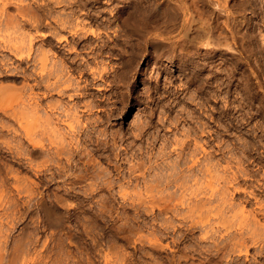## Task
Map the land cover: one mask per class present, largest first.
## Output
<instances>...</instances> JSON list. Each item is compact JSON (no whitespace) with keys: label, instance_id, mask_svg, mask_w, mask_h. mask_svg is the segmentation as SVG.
Returning a JSON list of instances; mask_svg holds the SVG:
<instances>
[{"label":"rangeland","instance_id":"rangeland-1","mask_svg":"<svg viewBox=\"0 0 264 264\" xmlns=\"http://www.w3.org/2000/svg\"><path fill=\"white\" fill-rule=\"evenodd\" d=\"M48 1L0 0V19L12 22L9 29H0V55L11 56L10 67L25 69V62L15 59L14 53L2 44L19 37V32L38 35L48 31L45 24L36 30L29 23L20 22L19 6L26 7L30 14H46L48 8L53 13L74 12V16H78L89 30L82 35L83 42L76 49L80 55L75 60L79 63L89 56V61H92L90 66H96L98 62V66L104 64L109 77L91 83L87 81L86 100L95 107L86 113V117L88 121L99 119V122L97 129L90 134L89 138L93 136V140L83 146V154L78 155L74 163L67 161L70 153L60 155L58 152L62 148L60 135L69 138L66 122L59 121L57 114L52 117V110L45 105L35 115L32 114L27 103L30 99L28 89L20 90L18 100L12 97L6 103L14 104L17 114L23 116L24 128H31L36 138L45 137L41 156L34 162L37 167L29 166L32 148L24 137L26 129L20 126L17 117L13 121V115L7 116L0 110V264H264V225L260 226L261 222L264 223V216L258 211L256 222L259 227L257 225L256 228L252 220L251 223L248 220V225L241 224L242 212H239L241 208L246 213L255 207L256 210L259 206L264 208V89L258 86L256 75L252 72L259 65L260 70L257 67V71L264 72V0H70L74 6L68 0H62L57 3L59 5L53 4V0L50 1L52 4ZM43 3L52 8H47L48 5L39 7ZM194 19L196 21L192 22ZM78 28L82 29V26ZM188 28H191V33L199 32L202 37L197 36L196 43L187 44L186 54L178 48L174 51L169 42L180 39L181 31ZM202 28L204 31L205 28L211 30L208 31L211 34L207 35ZM93 29H97V35H91ZM218 29L221 33L216 31ZM65 31L62 33L69 35ZM222 33L226 36H221L224 35ZM203 35L216 36L215 42L220 39L216 40L217 35L223 37L218 45L225 42L228 45L223 48L225 43L218 50L214 41L213 45L205 44L208 37ZM162 37L165 38L164 48L155 54L149 41ZM168 37L174 38L171 41ZM238 39L243 40L245 46H239L241 41ZM41 41V38L33 40L36 49L41 48ZM202 43L205 45L202 46ZM247 44L250 47L253 45L252 49ZM86 45H90L91 49L100 45L98 49L101 52L96 50L95 55L94 50ZM53 46L54 51L57 50L54 56L68 57V50L61 48L59 52V43L55 38ZM213 49H217V53ZM237 51L239 54L235 56L233 53ZM248 59H252L251 65ZM10 74L20 75L16 71ZM77 75L74 77H79ZM87 79L91 76L85 75L80 81L84 84ZM24 81L22 76H0V86L22 88ZM42 90L44 92L40 86L34 89V94L39 93L37 97H41L42 104L50 100H58L63 105L71 104L67 96L62 98L55 92L44 98ZM19 106L25 111L28 109V112L17 109ZM79 111L83 114L82 109L79 108ZM49 112L51 127L45 120ZM202 148L206 152L202 153ZM194 153L203 164L208 155L214 156V160L220 163L219 170L212 169L211 173L220 178L214 180V183L217 182L215 186L218 189L227 188V192L230 190L227 194L230 193V202L232 197L231 204L235 206H229L227 202L225 213L204 215V225L209 222L222 228V231L214 235L210 232L205 237L200 224L193 228L190 219L179 215L186 212L187 204L178 206L177 211H172L176 213H172L161 211L148 202V187L154 190L156 185L164 191L162 182L170 172L165 164L179 161L180 155H183L181 160L190 159V154L193 156ZM235 172L238 173L237 182L228 183L227 178ZM209 173L201 171L195 172L196 177L187 176L189 185L199 186L205 182L200 190H195L196 193L201 192L202 197L204 192L211 190L206 186V179L211 180ZM236 187L240 188H237L239 192L233 189ZM165 191L163 194H168V191L176 196L180 194L177 188ZM41 199L59 216L58 223L53 224L48 219L38 201ZM235 210L238 211L233 215ZM206 216L208 218L205 219ZM217 219L229 221L228 224L226 222L227 226L230 225L228 230L222 222L215 223ZM253 227L254 239L246 233L248 251L240 252L233 247V239Z\"/></svg>","mask_w":264,"mask_h":264},{"label":"bare ground","instance_id":"bare-ground-1","mask_svg":"<svg viewBox=\"0 0 264 264\" xmlns=\"http://www.w3.org/2000/svg\"><path fill=\"white\" fill-rule=\"evenodd\" d=\"M50 1H52V0H50ZM50 1H48V3L50 2ZM55 3H53V4H56V5H59V4H57V3H61V1L62 0H53ZM52 1V2H53ZM77 1V0H76ZM211 1V0H210ZM37 2V1H36ZM52 2H50L51 4H52ZM64 2H65V0H64ZM63 2V3H64ZM80 2H82V1H80ZM88 2V1H87ZM192 2H193V0H192ZM68 3L69 4H73V2L72 1H70V0H68ZM68 3H67V5H68ZM76 3V2H75ZM176 3V2H175ZM179 3V2H178ZM177 3V4H178ZM43 4H45V3H43ZM40 5L39 4V7L40 6H46V5H48L47 6V8L48 7H51V6H49V4H45V5ZM83 5V4H82ZM157 5V4H156ZM4 6V5H3ZM69 6V5H68ZM73 6H74V4H73ZM78 6V5H77ZM198 6V5H197ZM24 7V6H23ZM23 7H18V13H19V16L22 18H19V19H21L20 20V22L22 21H24L25 23H29L30 24V26L33 28V29H39V27L41 26V24L42 25H44L47 29L46 30H48L47 32L46 31H42V32H40L38 35H32V34H30V33H26V32H19V37H15V38H12V39H8V40H6V42L5 43H3L2 44V47H4L5 49H8L10 52H12V53H14V58L15 59H18L19 61H22V62H25V64H26V68L25 69H21V70H17L16 68H12V67H10V64H11V62H10V59H11V56H9V55H0V76L2 75L3 77H14V78H17V77H19V76H22V78L23 79H25V81H24V85H22L21 87L22 88H19V87H15V86H3V85H1L0 86V110L1 111H3V112H1V113H4V114H6L7 116L9 115H13L14 117H15V119L13 120V121H15L16 120V117H17V121L19 122V124H20V126L21 127H23L24 128V123H25V120L24 119H22V117L20 116V114L18 115L17 114V112H16V108L12 105V104H10L9 103V105H7V103H6V101L7 100H9V99H11L12 97H14V98H20V95H21V92H22V89L24 88H26V89H28L29 90V92H30V99H28V106H29V111H31V113L32 114H36L38 111H40L39 109H40V107L43 105H45L47 108H49V109H51L52 111V117H53V115L54 114H57V116H58V119H60L59 121H63V122H66V126H67V128H68V132H67V134H68V137L69 138H67V135H60V137H59V140H60V142H59V144L60 145H62V148H60L59 150H58V152H59V154L61 155V154H65L66 152L69 154H71L69 157H68V160L67 161H70V160H72L73 161V163L74 162H76L78 159H77V156L79 155L80 156V154L83 152V146L85 147V145L87 144V142H89V140H93L92 139V137L91 138H89L90 137V134H91V132H93L94 131V129H97V127H98V125H97V123L99 122L98 120H94V121H88V119L89 118H87L86 117V113L89 111L90 112V110H92V108L93 107H95V105H93L92 104V102L91 101H88V100H86V98H87V88H88V86H87V84L88 83H91V82H93L94 80H98V79H103V78H107V77H109V75H107L108 74V72H106L107 71V67L105 68V66H103L104 64H100V65H102L101 67H100V65L98 66L97 64L99 63H96L95 65L96 66H90V64H89V56H87V58L86 59H84L83 60V58L81 59V61L78 63L77 61V59L75 60V58L78 56V55H80V53L79 52H77L76 51V49H77V47H79L80 45H81V43L83 42L82 40H81V38H82V35H84V34H87V32H89V30L88 29H86L85 27H87V26H85L84 25V23H83V25H82V23H81V20L79 21V17L78 16H74V12L73 13H67L66 12V14L65 13H53V11H51V9L50 8H48V9H46L47 10V13L46 14H38V13H36L35 14V12H34V14H30L29 13V11H27L26 10V7H25V9L23 8ZM57 7V6H56ZM67 7V6H66ZM155 7V6H154ZM175 7H176V5H175ZM174 7V8H175ZM22 8H23V10H22ZM45 8V7H44ZM52 8V7H51ZM54 8V7H53ZM63 8V7H62ZM83 8H85V7H83ZM173 8V7H172ZM197 8V7H196ZM152 9V8H151ZM160 9V8H159ZM158 9V10H159ZM24 10H26L27 12H24ZM196 10V9H195ZM199 10V9H198ZM197 11V10H196ZM42 12V11H41ZM140 13V12H139ZM77 15V14H76ZM145 15V14H144ZM147 15H149V14H147ZM193 15V14H192ZM199 16V15H198ZM138 17H141V16H138ZM143 17L144 16H142V20L144 21L145 19H143ZM229 17V16H228ZM0 18H1V14H0ZM85 18V17H84ZM136 18H137V16H136ZM147 18V17H146ZM194 18V17H193ZM149 19V18H148ZM162 19V18H161ZM235 19V18H234ZM187 20V19H186ZM186 20H184L185 22H186ZM200 21V19H197V21ZM207 20V19H206ZM147 20H145L144 22H146ZM192 21V20H191ZM194 21H196L195 19L192 21V22H194ZM198 21V22H199ZM201 21H203V20H201ZM226 21H228V20H226ZM225 21V22H226ZM135 22V21H134ZM139 22H140V20H139ZM11 21H9V20H7V21H4V20H1L0 19V29L3 27V28H7V29H9L10 28V26H11ZM95 23V22H94ZM130 23V22H129ZM203 23H205L204 21H203ZM126 24V23H125ZM133 24V23H132ZM147 24V23H146ZM200 23H198V25H199ZM210 24V23H209ZM98 25V24H97ZM129 25V24H128ZM141 25V24H140ZM139 25V26H140ZM185 23H184V29H185ZM197 25V26H198ZM201 25H204V24H200V26ZM79 26H82V29H79L78 27ZM134 26V25H133ZM136 26H138V25H135V27ZM200 26H198V28H200V31H201V27ZM206 26V25H205ZM221 26V25H220ZM144 27V26H143ZM189 27V26H188ZM192 27V26H191ZM196 27V26H195ZM90 28V27H89ZM97 28H98V26H97ZM140 28V27H139ZM138 28V29H139ZM170 28V27H169ZM197 28V29H198ZM203 28H204V26H203ZM203 28H202V30H203ZM206 28L208 29V27L206 26ZM205 28V30L206 31H204L203 30V32H207V35H210V34H208V31L210 32L211 30H208L207 31V29ZM222 28H224V25H223V27ZM226 28V27H225ZM85 29V30H84ZM145 29V28H144ZM183 29V28H182ZM189 29V28H188ZM188 29H186L187 31H181V33L180 34H182L181 35V37H180V39H178L179 37H177V39L178 40H176L175 39V41L174 42H169V43H171L172 45H170L173 49H174V51H176L175 49H179L178 51H180L181 53H182V51L183 52H185L184 50H185V47H187V44H191V43H193V42H195V40H196V38H198L197 36H199L200 37V35H202V34H200V35H198L199 34V32H198V34H196V33H191L190 32V29L188 30ZM209 29H210V27H209ZM214 29V28H213ZM232 29V28H231ZM236 29V28H235ZM66 30V31H65ZM84 30V31H83ZM91 30V29H90ZM96 30L97 29H95V31H94V29H93V31H90L91 32V35H97L98 33L96 32ZM134 30H136L137 31V29H134ZM139 30H141V29H139ZM194 30H195V28H194ZM221 30V29H220ZM219 29L218 30H216V31H220ZM224 30V29H223ZM228 30V29H227ZM230 30V29H229ZM237 30H240V28L239 29H237ZM236 30V31H237ZM62 31H65V32H67L69 35H67L66 33H62ZM147 31V30H146ZM149 31V30H148ZM158 31V30H157ZM197 31H199V30H197ZM231 31H233V30H231ZM235 31V30H234ZM236 31H235V33H236ZM137 32H140V31H137ZM142 32V31H141ZM144 32V31H143ZM150 32V31H149ZM193 32V31H192ZM195 32V31H194ZM226 31H224V33H225ZM230 32V31H229ZM247 32H249V31H247ZM251 32V31H250ZM145 33V32H144ZM160 33V32H159ZM163 33V32H162ZM200 33H202V32H200ZM220 33H221V31H220ZM220 33H218V34H220ZM224 33H222V34H224ZM234 33V32H233ZM240 34H241V31L239 32ZM238 33V34H239ZM243 33V32H242ZM244 33H246V32H244ZM139 34V33H138ZM150 34H153V33H150ZM215 34V33H214ZM217 34V33H216ZM215 34V35H216ZM226 34V33H225ZM221 35V36H226V35ZM237 34V33H236ZM207 35H205V36H207ZM115 36V35H114ZM144 36V35H143ZM145 36H146V34H145ZM159 36V35H158ZM160 36H162V35H160ZM204 36V35H203ZM204 36V37H205ZM262 36V35H261ZM202 37V36H201ZM200 37V38H201ZM208 37V36H207ZM207 37H205V38H207ZM212 36H209L207 39H206V41H208V43L206 42L205 44H209V45H213L212 44V42L215 40L214 38L216 37V36H214V38H211ZM222 39L220 36H218L217 35V38H216V40L217 39ZM35 38H41L42 39V44H41V48L39 47V48H37L36 49V47H35V45L33 44V40L35 39ZM53 38H55L57 41H58V43H59V52H61V48H63V49H66V50H68V53H69V55H68V57H65V56H54V54H55V52L57 51H54V46H53ZM146 38V37H145ZM155 38H159V37H155ZM163 38V39H162ZM162 38H160V40H158V39H152V40H150L149 42V44L151 45V50H152V52L153 53H158L159 51H161V49H163L164 48V45H165V41H163L165 38L164 37H162ZM169 38V37H168ZM174 38V37H173ZM173 38H169L170 40L171 39H173ZM235 38V37H234ZM219 39V40H220ZM226 39V38H225ZM258 39V38H257ZM86 40V39H85ZM84 40V41H85ZM89 40V39H88ZM169 40V41H170ZM201 40V39H200ZM219 40H217V42H219ZM223 40V39H222ZM221 40V41H222ZM236 40V39H235ZM239 41H241V43H239L240 45L239 46H241V44L242 43H244V42H242L243 40H240V39H238ZM166 41H168V39H167V37H166ZM172 41V40H171ZM197 41H199V39L197 40ZM226 41V40H225ZM227 41H228V39H227ZM238 41V42H239ZM255 41V40H254ZM86 42V41H85ZM199 42H201V41H199ZM215 42V41H214ZM213 42V43H214ZM217 42H215V46L216 45H218V43ZM223 42V41H222ZM230 42V41H229ZM237 42V41H236ZM168 43V42H167ZM196 43V42H195ZM217 43V44H216ZM221 43V42H220ZM225 43H227L226 45H225ZM224 44H222V45H225V47H223V48H226V46L228 45V42H225ZM84 44V43H83ZM82 44V45H83ZM103 44V43H102ZM200 44V43H199ZM204 43H202V46L203 45H205ZM105 45V44H104ZM103 45V46H104ZM192 45V44H191ZM194 45V44H193ZM208 45V46H209ZM222 45H218L217 46V49H218V47L220 46H222ZM232 45V44H231ZM237 45H238V43H237ZM242 45H244L245 46V44H242ZM248 45V44H247ZM246 45V46H247ZM261 45V44H260ZM87 46V45H86ZM100 46V45H99ZM99 46H98V48H99ZM189 46V45H188ZM201 46V47H202ZM214 46V48H216ZM229 46H230V44H229ZM228 46V47H229ZM253 46V45H252ZM251 46V47H252ZM255 46V45H254ZM87 47H90V49H91V46L90 45H88ZM199 47V46H198ZM205 47V46H204ZM232 47H235L234 45L232 46ZM247 47H250L249 45L247 46ZM250 47V48H251ZM256 47V46H255ZM257 47H258V45H257ZM83 48H85L84 47V45H83ZM82 48V49H83ZM95 48V47H94ZM91 49V50H94V53H95V51L96 50H99L98 48H95V49ZM170 48V47H169ZM188 48V47H187ZM212 48H213V46H212ZM240 48V47H239ZM262 48H263V46H262ZM55 49H58V48H55ZM80 49V48H79ZM82 49H80V50H82ZM213 49L212 51L213 52H215V53H217V51L220 49ZM228 49V48H227ZM229 49H231V48H229ZM232 49H235V48H232ZM245 49V48H244ZM249 49V48H248ZM252 49V48H251ZM264 49V48H263ZM85 50V49H84ZM83 50V51H84ZM91 50H90V52H91ZM225 50V49H224ZM237 50H238V48H237ZM242 50V49H241ZM257 50V49H256ZM100 52H101V50H99ZM226 51V50H225ZM229 51V50H228ZM231 51V50H230ZM234 52H235V50H233ZM239 51H240V49H239ZM246 50H244L243 52H245ZM249 52H250V50H248ZM263 51V50H262ZM65 52V51H64ZM85 52V51H84ZM247 52V51H246ZM246 52H245V54H246ZM249 52H248V55H249ZM253 52V51H252ZM256 52V51H255ZM53 53V54H52ZM94 53L92 54V53H89V55H94ZM99 53V52H98ZM227 53V52H226ZM238 53V51L236 52V53H233L234 55L235 54H237ZM62 54V53H61ZM85 54H88V53H85ZM173 54H175V53H173ZM183 54V53H182ZM185 54H186V52H185ZM219 54V53H218ZM220 54H223V53H220ZM231 54V53H230ZM232 54V55H233ZM239 54V53H238ZM244 54V55H245ZM254 54V53H253ZM252 54V56H255L256 55V53H255V55H253ZM63 55V54H62ZM91 55V56H92ZM95 55H96V53H95ZM94 55V56H95ZM180 55V54H179ZM225 55H228V54H225ZM248 55H245V56H248ZM251 55V54H250ZM85 57H86V55H84ZM183 56V55H182ZM221 56V55H220ZM231 56V55H230ZM236 56V55H235ZM84 57V58H85ZM93 57V56H92ZM184 57H185V55H184ZM228 57V56H227ZM226 57V58H227ZM232 57V56H231ZM230 57V58H231ZM238 57V56H237ZM96 58V57H95ZM181 58V57H180ZM229 58V59H230ZM233 58V57H232ZM239 58H240V56H239ZM239 58H237V59H239ZM244 58V57H243ZM252 58V57H251ZM90 59H92V58H90ZM94 59V58H93ZM92 59V60H93ZM228 59V58H227ZM236 59V60H237ZM249 59H250V57H249ZM248 59V60H249ZM255 59V58H254ZM257 59V58H256ZM80 60V59H79ZM223 60V59H222ZM225 60V59H224ZM252 60V59H251ZM251 60H249L248 62L250 63V65H251ZM259 60H260V58H259ZM258 60V61H259ZM234 61H235V59H234ZM245 61H246V59H245ZM257 61V60H256ZM92 62V61H91ZM90 62V63H91ZM235 62H237V61H235ZM239 62V61H238ZM243 62V61H242ZM262 62V61H261ZM260 62V63H261ZM86 63V64H85ZM241 63V62H240ZM235 64V63H234ZM233 64V65H234ZM256 64H258V63H256ZM235 66H236V64H235ZM238 66V65H237ZM255 66V65H254ZM253 66V67H254ZM260 66V65H259ZM259 66H256V68L258 67L259 68ZM111 67V66H110ZM246 67V66H245ZM252 67V66H251ZM252 67V68H253ZM261 67H262V65H261ZM249 68V67H248ZM256 68H253L252 69V72L254 73V75H256L255 77H256V83L258 84V86L261 88V89H264V72L262 73H260V71H257V69ZM263 68H264V66H263ZM263 68H261V69H263ZM106 70V71H105ZM244 70V69H243ZM245 70H247V67H246V69ZM259 70H260V68H259ZM14 71H16V73L17 74H20V75H12V74H10V72H14ZM242 72V71H241ZM4 73H6V74H4ZM243 73V72H242ZM245 73V72H244ZM247 73H250V72H248V70H247ZM247 73H245V74H247ZM75 74H78L77 76H79V77H77V78H75L74 77V75ZM85 75H88V77L89 76H91V79H87V80H85L84 81V84H83V82H81L80 81V78H82L83 76H85ZM253 75V76H254ZM248 76V75H247ZM250 76H251V74H250ZM246 78V77H245ZM249 78V77H248ZM251 78V77H250ZM253 78V77H252ZM85 79V78H84ZM118 79V78H117ZM121 80V79H120ZM83 81V80H82ZM87 81H88V83H87ZM253 81V80H252ZM252 81L250 80V82L252 83ZM255 81V80H254ZM255 83V82H254ZM255 83V84H256ZM247 84V83H246ZM253 84V83H252ZM248 85V84H247ZM38 86V88H39V86L40 87H43L44 88V92H43V90H42V92H43V97L45 98V97H47L48 95L47 94H49V93H51V92H55L56 94H58L60 97H62L63 98V96H67V98H69V100H70V102H71V104H67V105H63L60 101H58V100H50L49 102L47 101V103L46 104H42L41 103V97L40 98H38L37 97V94H39V93H37V94H34V89H35V87H37ZM251 86V85H250ZM99 87V86H98ZM101 87V86H100ZM247 87H249V86H247ZM257 87V86H256ZM251 88V87H250ZM254 88V87H253ZM249 89V88H248ZM261 89H259V90H261ZM20 90H21V92H20ZM255 90H256V88H255ZM252 91V90H251ZM262 91H264V90H262ZM259 92V91H258ZM261 92V91H260ZM36 93V92H35ZM52 94V93H51ZM264 94V93H263ZM3 95H5V97H3ZM35 95V96H34ZM42 95V94H41ZM47 95V96H46ZM259 95H261V93L259 94ZM255 96V95H254ZM263 95H261V97H262ZM22 97V96H21ZM256 97H258V96H256ZM260 97V96H259ZM260 97V98H261ZM43 99V98H42ZM94 99V98H93ZM258 99V98H257ZM256 99V100H257ZM18 100V99H17ZM76 100V101H75ZM90 100V99H89ZM92 100V99H91ZM95 100V99H94ZM264 100V99H263ZM44 101V100H43ZM5 103H6V105H5ZM26 103V102H25ZM24 103V104H25ZM68 103V102H67ZM255 103V102H254ZM23 104V103H22ZM261 104H263V103H261ZM27 105V104H26ZM229 105V104H228ZM97 106V105H96ZM21 106H19V107H17V109H19ZM24 107H25V105H24ZM28 108V107H27ZM79 108L80 109H82V113L83 114H81L80 113V111H79ZM261 108V107H260ZM20 109H23V108H20ZM25 109V108H24ZM23 109V110H24ZM43 109V108H42ZM28 109H26V111H27ZM46 110V109H45ZM44 110V111H45ZM56 110V111H55ZM259 110V109H258ZM262 110V109H261ZM21 111V110H20ZM25 111V110H24ZM25 111V112H26ZM47 111V110H46ZM260 111V110H259ZM28 112V111H27ZM26 112V113H27ZM20 113H22V112H20ZM24 113V112H23ZM22 113V114H23ZM30 113V112H29ZM50 113V112H49ZM49 113H46V115H45V117H46V121L48 122L49 121V119H51L52 120V118H51V113L49 114ZM3 114V115H4ZM34 114V115H35ZM253 114V113H252ZM0 115H2V114H0ZM20 116V117H18V116ZM25 115V114H24ZM28 116V115H27ZM26 117V116H25ZM33 117V116H32ZM44 117V118H45ZM254 117V116H253ZM42 118V117H41ZM57 118V117H56ZM28 119V118H27ZM32 119V118H31ZM43 119V118H42ZM57 119V120H58ZM85 119V120H84ZM96 119V118H95ZM253 119V118H252ZM255 119V118H254ZM253 119V120H254ZM22 120H24V123L22 122ZM90 120H92V119H90ZM44 121V120H43ZM264 121V120H263ZM51 122V121H50ZM50 122H48L47 124H49V126L51 127V124H50ZM15 123V122H14ZM13 123V124H14ZM259 123V122H258ZM257 123V124H258ZM6 124V123H5ZM12 124V125H13ZM17 124V123H16ZM15 124V125H16ZM19 124H18V127H19ZM28 124H30V123H28ZM7 125V124H6ZM5 125V127L6 128H8L7 126ZM97 125V126H96ZM29 126H31V125H29ZM36 126V125H35ZM46 126H48V125H46ZM11 126L9 125V128H10ZM54 127V125L52 126V128ZM259 127V126H258ZM12 128V127H11ZM10 128V129H11ZM28 126L26 127V128H24V129H26V136L24 135V137H26L27 138V140L30 142V145H31V150H30V155H31V157L32 158H30L31 159V164L29 165V166H31V167H34V166H38V165H35V160H37V158H39L40 156H41V151L43 150V146H44V144H43V139L45 138V137H43L42 136V138H36V136L34 135V131L30 128H28ZM36 128V127H35ZM263 128V127H262ZM12 130V129H11ZM13 130H15V128L13 129ZM205 130V129H204ZM18 131V130H17ZM16 131V132H17ZM25 131V130H24ZM52 131V130H51ZM97 131V130H96ZM55 135H56V133H55ZM95 135V134H94ZM23 136V135H22ZM57 137H58V135H57ZM18 138H19V136H18ZM257 138V137H256ZM53 140V139H52ZM57 140V139H56ZM96 140H97V137H96ZM95 140V141H96ZM101 140V139H100ZM107 140V139H106ZM20 141V140H19ZM94 141V142H95ZM98 141V140H97ZM186 142V141H185ZM195 142H197V141H195ZM52 143H53V141H52ZM57 143V142H56ZM96 143V142H95ZM100 143V142H99ZM105 143V142H104ZM183 143H184V140H183ZM188 143V142H187ZM186 143V144H187ZM198 143V144H197ZM196 144L197 145H199V142H197ZM59 144H57V145H59ZM98 144V143H97ZM177 144H180L179 142L177 143ZM182 144V143H181ZM180 144V145H181ZM100 145V144H99ZM182 146V145H181ZM200 146V145H199ZM61 147V146H60ZM195 147H197V146H195ZM59 148V147H58ZM198 149V148H197ZM86 150V149H85ZM182 150V149H181ZM219 150V149H218ZM56 151V150H55ZM203 151H204V148H202V153H203ZM85 152V151H84ZM204 152H206V151H204ZM179 153V152H178ZM181 153V152H180ZM179 153V154H180ZM210 152H208V154H209ZM83 154V153H82ZM192 154V153H191ZM191 154H190V159H187V157L184 159L183 158V160H181L182 159V156L180 155V157H181V159L179 160V161H171L172 163H170V162H168L167 164H165L166 165V168H167V170H169L170 172L169 173H167V175H166V180H163V182H162V185H164V189H162V190H170V188H172V189H174V188H177V190H179L180 192V194H178L177 196L172 192V191H168V194L166 195V194H163V193H165V192H167V191H161V189H159L156 185L153 187V189L154 190H151L150 189V187H148L147 189V193L148 192H150V194L148 195V197L150 198V200L148 201V202H150L151 204H154V205H156V206H158L157 208H159L161 211H165V212H172V211H177L178 210V206H183L184 204H187V209L184 211L185 213H179V215H182L184 218H186V219H190V225H191V227H196L198 224H200L201 226H202V228H203V236L205 237L206 235H208V234H210V232H212L213 233V235L214 234H216V232L218 231V232H220L219 230H221L222 228H221V225H220V227H216V225L214 224V225H212V224H210L209 222V224L207 223V225H204L203 223H204V219H203V217H204V215H209V214H211L212 216L214 215V213L216 214L217 212H219V213H223L225 210V204H227V202H228V204H230L229 206H233V204H231V202H232V197H231V202H230V197H229V195H230V193H229V195L227 194L228 192L226 191V189L227 188H220V189H218V188H216L217 186H215V184L217 183H214L215 181H217V179L219 178V176H216L215 174L213 175V174H211L212 173V169H215V170H219V169H217L218 167H219V162L218 161H215L214 160V156L212 157V156H207L206 155V153H205V155L207 156V157H205V160H204V164L203 163H201L200 161H199V157L197 158V155H195V153L193 154V156H191ZM64 156V155H63ZM66 156V155H65ZM179 157V156H178ZM179 157V158H180ZM192 157V158H191ZM204 157V156H203ZM38 161V160H37ZM58 161V160H57ZM94 161V160H93ZM259 161V160H258ZM40 162H41V160H40ZM88 162H89V160H88ZM70 163H71V161H70ZM43 164H45L44 162H43ZM57 164H58V162H57ZM61 164V163H60ZM69 164V163H68ZM89 164V163H88ZM98 164V163H97ZM159 164V163H158ZM164 164V163H163ZM202 164V165H201ZM41 165V164H40ZM40 165H39V168H40ZM62 166V165H61ZM120 166V165H119ZM160 166V165H159ZM182 166H184L185 168H182ZM35 167V168H36ZM88 167V166H87ZM58 168V167H57ZM119 168V167H118ZM165 168V167H164ZM166 168H165V170H166ZM65 169V168H64ZM92 169H94V168H92ZM241 169V168H240ZM38 170V169H37ZM62 170V169H61ZM140 170V169H139ZM215 170L213 171V172H215ZM239 170V169H238ZM248 170V169H247ZM58 171V170H57ZM134 171V170H133ZM205 172V171H210V173L209 174H211L210 175V179L211 180H208V179H206L207 181H206V186L208 187V189H211L210 190V192L209 193H207V192H204L205 193V195H208V196H201V192H199V193H196L195 192V190H197V189H201L202 188V186H203V183H205V182H201V184H199V186H195L194 184H190L189 185V183L187 182V176H189V177H192V176H194V177H196L195 176V172ZM241 171V170H240ZM258 171V170H257ZM105 172V171H104ZM167 172V171H166ZM190 172V174H187V173H189ZM238 172V171H237ZM237 172H235L230 178H227V180L226 181H229L228 183H230L231 181L233 182V181H235L236 179V173ZM241 172H239V174H240ZM243 173H244V171H243ZM247 173V172H246ZM66 174V173H65ZM68 174V173H67ZM71 174V173H70ZM207 174V173H206ZM216 174H217V171H216ZM219 174V173H218ZM238 174V173H237ZM249 174V173H248ZM72 175V174H71ZM137 175V174H136ZM156 175V174H155ZM220 175V174H219ZM257 175V174H256ZM264 175V174H263ZM99 176V175H98ZM242 176V175H241ZM245 176V174L243 175V177ZM206 177H207V175H206ZM238 178V177H237ZM246 178V177H245ZM250 178V177H249ZM55 179V178H54ZM212 179H213V181H212ZM220 179V178H219ZM215 180V181H214ZM105 181H106V178H105ZM148 181V180H147ZM68 182V181H67ZM149 182V181H148ZM237 181H235V183H236ZM108 184V183H107ZM154 184H156V183H154ZM219 184V183H218ZM232 184V183H231ZM37 185V184H36ZM217 185V184H216ZM226 186H227V184H225ZM237 185V184H236ZM150 186H152L151 184H150ZM222 186H224V185H222ZM226 186H224V187H226ZM91 187V186H90ZM144 187H146V186H144ZM163 187V186H162ZM230 187H232V185L230 186ZM241 187V186H240ZM261 187V186H260ZM158 188V189H157ZM196 188V189H195ZM238 187H236V188H233L234 190L235 189H237ZM244 188V187H243ZM228 189H229V186H228ZM238 189H240V188H238ZM238 189L237 190H235V191H238ZM146 191V190H145ZM246 191V190H245ZM239 192V191H238ZM32 193V192H31ZM159 193V194H158ZM249 193H251V192H249ZM248 193V194H249ZM3 194V193H2ZM30 194V193H29ZM240 194V193H239ZM252 194V193H251ZM191 195H193V197L191 196ZM257 195V194H256ZM248 196V195H247ZM253 196V195H252ZM255 196V195H254ZM26 197V196H25ZM193 198H196V199H193ZM247 198V197H246ZM250 198V197H249ZM148 199V198H147ZM254 199H256V198H254ZM25 200V199H24ZM245 201H247L246 199H244ZM250 200V199H249ZM260 200V199H259ZM38 201H40V206L44 209V211H45V213H46V215H47V217H48V219L54 224V223H58L59 222V216L58 215H56L55 214V212L53 211V209L47 204V202H45V200L44 199H41V200H38ZM142 201V200H141ZM147 201V200H146ZM234 201V200H233ZM245 201H243L244 203H245ZM256 202H258V199H256ZM259 202H261V201H259ZM18 203V202H17ZM145 203V202H144ZM255 203V202H254ZM263 203V202H262ZM262 203H260V205H262ZM236 204V203H235ZM239 204H240V202H239ZM256 204V203H255ZM258 204V203H257ZM256 204V205H257ZM264 204V203H263ZM38 205V204H37ZM144 205V204H143ZM243 205V204H242ZM33 206V205H32ZM155 206V207H156ZM227 206V205H226ZM233 207H235V206H233ZM240 207V206H239ZM243 207V206H242ZM13 208V207H12ZM154 208V207H153ZM231 208V207H230ZM229 208V209H230ZM252 208V207H251ZM11 209V208H10ZM37 209V208H36ZM227 209H228V207H227ZM242 210H239V212H242L241 214V218H242V220H241V224H243V223H246L247 224V222H248V220H249V222H250V220H252L251 222H252V224L254 225V227H256L257 228V222H256V220L258 219V218H256V217H258L257 216V213H258V211L260 212V213H262V214H260V215H262V216H264V208L261 206H259V208H257L258 210H256V207H255V209H253V210H250L249 211V213H246L245 211H244V209L243 208H241ZM238 210H235V212H233V213H235V214H233V215H236V212H237ZM172 213H176V212H172ZM206 213V214H205ZM213 213V214H212ZM225 213V212H224ZM4 214V213H3ZM34 214V213H33ZM259 215V214H258ZM206 218H208V216H206L205 217V219ZM227 218H229V217H227ZM226 219V218H225ZM221 220L220 221V219H219V221H218V219H217V221H215V223L217 222V223H219L220 224V222H222L221 224L223 225V226H225L226 227V229L228 230V228L230 227V225H228L227 226V224H228V222L229 221H226V220ZM6 220V219H5ZM10 220V219H9ZM207 220H209V219H207ZM228 220V219H227ZM7 221V220H6ZM183 222V221H182ZM214 222V221H213ZM226 222H227V224H226ZM248 222V223H249ZM250 222V223H251ZM260 223V222H259ZM262 223V222H261ZM260 223V226L261 225H264V223L263 224H261ZM27 224V223H26ZM52 224V225H53ZM10 225V224H9ZM28 225V224H27ZM248 225V224H247ZM251 225V224H250ZM218 226V225H217ZM222 226V227H223ZM190 227V228H191ZM253 227V229H249L247 232H244V231H242V232H240V235L237 237V238H234L233 240V242H232V244H233V247H236L240 252L241 251H243V250H245L246 252L248 251V244H247V240H246V233L248 234V235H252V237H253V239H254V236H255V232H254V228ZM258 227H259V225H258ZM262 227V226H261ZM3 228V227H2ZM189 229V228H188ZM216 229V230H215ZM225 229V230H226ZM190 230V229H189ZM7 231V230H6ZM222 231V230H221ZM261 232V231H260ZM202 233V232H201ZM250 233V234H249ZM256 235H258L257 233H256ZM260 235V234H259ZM27 236V235H26ZM209 236V235H208ZM220 236H221V234H220ZM256 237V236H255ZM218 238V237H217ZM221 238V237H220ZM232 239V238H231ZM253 241V240H252ZM1 242V241H0ZM227 244V243H226ZM254 244H257V243H254ZM219 246V245H218ZM29 253V252H28ZM216 254V253H215ZM219 255H220V253H219ZM25 256V255H24ZM17 259V258H16ZM213 259V258H212ZM204 261V260H203ZM22 262V261H21Z\"/></svg>","mask_w":264,"mask_h":264}]
</instances>
